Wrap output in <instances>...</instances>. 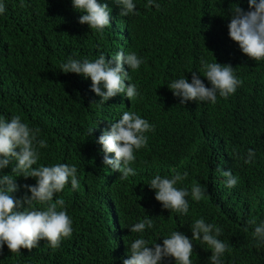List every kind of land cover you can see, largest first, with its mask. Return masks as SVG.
Returning a JSON list of instances; mask_svg holds the SVG:
<instances>
[{
  "label": "trees",
  "instance_id": "1",
  "mask_svg": "<svg viewBox=\"0 0 264 264\" xmlns=\"http://www.w3.org/2000/svg\"><path fill=\"white\" fill-rule=\"evenodd\" d=\"M0 3L5 6L0 14V118L20 116L38 130L37 141L44 140L47 147L36 145L39 159L34 168L75 165L80 185L73 189L69 178L52 201L64 199L58 211L65 210L71 218L70 237L62 238L56 249L40 240L31 251L21 248L19 253H11L5 244L0 264H123L135 239H145L149 247L162 245L173 231L191 239L190 228L201 218L222 229L217 238L229 247L222 264H264V243L257 246L252 236L255 226L264 222V59L244 55L227 27L229 8L239 4L248 11L247 0H154L159 9L146 7L148 0H133L136 8L128 16L120 15L114 0H98L111 8L110 24L102 31L79 23L83 13L74 10L72 0H23V7L21 0ZM121 51L143 60L136 70L124 65L128 82L138 92L131 101L118 93L99 103L90 78L61 72L69 59L95 61L104 55L111 60ZM202 58L231 65L242 84L214 104H181L168 88L174 80L191 83L192 72H197L211 87L201 72ZM125 111L138 114L154 131L145 133L147 146L134 152L130 167L135 175L121 180L118 171L111 174L103 164L98 140ZM249 149L255 156L245 163ZM108 155L115 158L114 153ZM16 163L13 160L0 175L12 174ZM224 170L238 178L236 186H226ZM184 172L187 178L175 187L190 192L198 183L205 189L199 202L186 197L187 214L164 209L149 188L156 175L171 178ZM12 175L18 187L13 197L30 196L25 185L34 186L36 179ZM104 188L105 216L94 204L95 194ZM47 206L33 204L37 210ZM146 215L154 226L131 233L130 225ZM252 218L256 225L247 223ZM192 243V264H210L211 249L199 240ZM162 264L175 261L165 258Z\"/></svg>",
  "mask_w": 264,
  "mask_h": 264
},
{
  "label": "clouds",
  "instance_id": "2",
  "mask_svg": "<svg viewBox=\"0 0 264 264\" xmlns=\"http://www.w3.org/2000/svg\"><path fill=\"white\" fill-rule=\"evenodd\" d=\"M120 6L121 16L133 13L136 5L133 0H114ZM248 11L239 4L229 8L231 13L228 23L229 38L238 44L241 52L252 60L264 59V0H247ZM155 6L154 0H148L146 7ZM72 6L77 12L83 13L79 23L88 25L91 30L102 31L110 24V9L107 4L98 3V0H72ZM23 7V0H21ZM5 11V6L0 3V14ZM167 15V13H166ZM143 63L134 52L125 55L118 52L111 60H106L100 55L95 61L84 59L82 62L69 59L61 65L64 74L75 73L90 78L91 91L101 97L99 103H104L118 93L124 94L130 101L138 95L137 88L130 84L129 72L125 71L127 64L131 70H136ZM203 77L211 84L206 87L200 79V74L192 72V81L186 78L174 80L169 90L178 98L181 104L188 101L216 103V100L227 98L234 94L242 81L237 76L231 65H221L216 62L200 60ZM114 65V66H113ZM103 86L104 90H101ZM188 105V104H187ZM218 127L213 126L214 131ZM154 131V126L132 111H125L118 122L112 123L110 130L105 131L98 140L104 153L103 164L109 173H120L119 179L126 180L135 171L130 165L135 161L134 152L147 146L145 133ZM38 130H33L20 116H13L11 120L0 118V170L5 169L14 160L16 166L13 173H23L24 178H35L34 186L25 185L30 196L24 195L15 199L13 193L18 191L12 174L0 175V250L6 244L11 253H19L20 249L31 251L37 247L38 241L46 240L49 246L56 249L62 238L72 234V221L63 206L65 201L58 198L53 203L54 194L61 192L71 178L73 189L79 188L77 168L75 165L56 164L53 166H39L37 164L39 153L36 145L47 147L44 140L37 141ZM224 143V141L219 140ZM227 143V142H226ZM109 153H114L115 158H109ZM255 152L249 149L245 163H251ZM226 186L232 188L237 185L238 178L232 171H221ZM187 172L183 175L176 173L171 178L156 175L150 181L149 188L155 190V200L162 204L164 209L181 214H187L189 203L186 197L191 195L192 200L199 202L205 197V189L198 183H193L190 189H178L175 185L185 180ZM226 179V180H225ZM106 194V188L94 196L97 211L105 216L101 197ZM47 204L45 210H37L33 204ZM107 204L109 202L107 201ZM256 225L255 218L247 222ZM153 220L145 216L138 223L130 225L131 233H142L145 228H152ZM192 238L179 231H173L169 237L163 239V244L155 243L151 247L143 238H137L131 243L130 258L124 259L123 264H162L165 258H172L175 264H192L190 259L193 253V240H199L211 249L210 264H222L221 257L229 250L228 244L217 237L222 229L214 224L206 223L203 218L196 219L191 226ZM247 231V228H245ZM252 236L257 241V246L264 243V222L255 226Z\"/></svg>",
  "mask_w": 264,
  "mask_h": 264
}]
</instances>
